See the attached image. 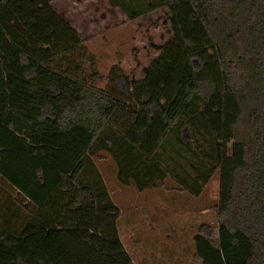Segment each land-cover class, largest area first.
<instances>
[{
	"label": "trees",
	"instance_id": "trees-1",
	"mask_svg": "<svg viewBox=\"0 0 264 264\" xmlns=\"http://www.w3.org/2000/svg\"><path fill=\"white\" fill-rule=\"evenodd\" d=\"M109 1L129 20L166 6L179 43L143 81L114 67L98 88L93 56L51 0H0V178L15 193L0 202V264H90L120 217L92 155L108 152L123 184L160 186L184 128L202 129L208 148L194 175L176 174L182 185L197 195L219 170L216 226L193 236L200 264H264V0ZM175 62L192 86L156 128L158 81Z\"/></svg>",
	"mask_w": 264,
	"mask_h": 264
},
{
	"label": "rangeland",
	"instance_id": "rangeland-1",
	"mask_svg": "<svg viewBox=\"0 0 264 264\" xmlns=\"http://www.w3.org/2000/svg\"><path fill=\"white\" fill-rule=\"evenodd\" d=\"M51 4L78 31L83 47L93 56L101 77L95 83L98 88L106 86V77L114 67L122 69L132 81H143L165 46L169 42L173 46L179 43L166 6L129 20L109 0H51ZM82 70L85 74L90 72L89 61L83 62ZM188 71L186 64L176 62L169 70H163L158 81L163 93L157 97L161 109H157V123L153 127H165L181 106L185 91L192 86ZM201 131L191 135L189 128L183 129L186 144L177 149L168 147L164 155L169 154L170 161L169 168L163 161L167 171L163 184L143 190L132 183H121L116 162L108 152L99 150L92 155L120 217L117 240L96 235L94 244L98 252L90 264H200L193 236L202 222L216 226L212 207L219 199V170L212 172L197 195L185 188L176 174L184 175L186 170L194 175L189 165L208 148V136ZM179 150L182 156L177 155ZM10 196L15 193L0 178V202ZM187 208L193 209L192 215L185 213Z\"/></svg>",
	"mask_w": 264,
	"mask_h": 264
},
{
	"label": "crops",
	"instance_id": "crops-1",
	"mask_svg": "<svg viewBox=\"0 0 264 264\" xmlns=\"http://www.w3.org/2000/svg\"><path fill=\"white\" fill-rule=\"evenodd\" d=\"M186 214H191L193 213V209H188L187 210H184ZM200 212H203V210H201Z\"/></svg>",
	"mask_w": 264,
	"mask_h": 264
}]
</instances>
